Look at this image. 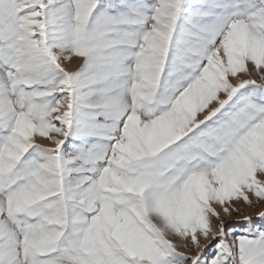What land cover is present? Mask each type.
<instances>
[{"label": "snow or ice", "instance_id": "obj_1", "mask_svg": "<svg viewBox=\"0 0 264 264\" xmlns=\"http://www.w3.org/2000/svg\"><path fill=\"white\" fill-rule=\"evenodd\" d=\"M253 198L264 0H0V264H264Z\"/></svg>", "mask_w": 264, "mask_h": 264}, {"label": "rangeland", "instance_id": "obj_2", "mask_svg": "<svg viewBox=\"0 0 264 264\" xmlns=\"http://www.w3.org/2000/svg\"><path fill=\"white\" fill-rule=\"evenodd\" d=\"M81 62H82V61H81L80 59H78V58H73V60H71V61L65 63L64 66H65L69 71H74V70H76V69L79 67V65L81 64ZM250 67H251V65H250ZM245 78H247V77H245ZM252 78H254V79H258V77L256 76L255 73H253ZM40 142L45 143V144L47 145V141H40ZM214 207H216V210H217L218 212L221 213V216H222L223 219L225 220V223L228 224L229 226H231L232 224H234V223H236V222H238V221H241L244 215H248V216L253 217L254 222H255L256 224H259V223H261L262 221H260L259 219H257V214H258L259 212H261V211H264V201H262V202H257V201L253 198V203H252L251 206H249L248 204L244 203L242 200L239 201V202H235V207L238 208L239 211H238V212H233L232 215H230V216H225V215L223 214L222 209H220L218 206H215V205H214ZM213 224H214V225H217L218 222L215 221V219H213ZM201 242L203 243V241H201ZM181 250L183 251L184 249H181Z\"/></svg>", "mask_w": 264, "mask_h": 264}]
</instances>
